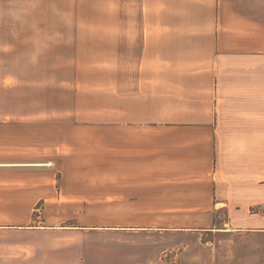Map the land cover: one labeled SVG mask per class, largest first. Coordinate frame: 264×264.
Here are the masks:
<instances>
[{"label": "crops", "instance_id": "0c3cea01", "mask_svg": "<svg viewBox=\"0 0 264 264\" xmlns=\"http://www.w3.org/2000/svg\"><path fill=\"white\" fill-rule=\"evenodd\" d=\"M262 208L264 0H0V264Z\"/></svg>", "mask_w": 264, "mask_h": 264}, {"label": "rangeland", "instance_id": "374dc122", "mask_svg": "<svg viewBox=\"0 0 264 264\" xmlns=\"http://www.w3.org/2000/svg\"><path fill=\"white\" fill-rule=\"evenodd\" d=\"M256 212V207L250 208V213ZM213 215L217 222L225 219L223 211H217ZM108 242L111 244V241ZM120 242L129 244L130 249L127 246L121 247L120 244L121 248L112 251L110 244L102 245L99 246L98 254H104L105 258L117 256L121 261L128 260L129 264H264V235L260 233L227 235L196 228L130 234ZM94 253L93 251L92 254Z\"/></svg>", "mask_w": 264, "mask_h": 264}]
</instances>
